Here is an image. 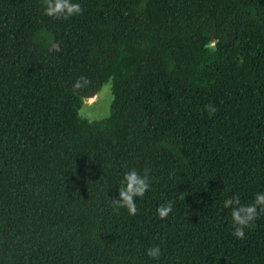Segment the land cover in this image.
<instances>
[{"label": "trees", "instance_id": "obj_1", "mask_svg": "<svg viewBox=\"0 0 264 264\" xmlns=\"http://www.w3.org/2000/svg\"><path fill=\"white\" fill-rule=\"evenodd\" d=\"M72 2L0 0V264H264V214L238 239L223 207L264 193V0Z\"/></svg>", "mask_w": 264, "mask_h": 264}, {"label": "clouds", "instance_id": "obj_2", "mask_svg": "<svg viewBox=\"0 0 264 264\" xmlns=\"http://www.w3.org/2000/svg\"><path fill=\"white\" fill-rule=\"evenodd\" d=\"M43 2L45 14L56 19H68L83 12L80 4L73 3L72 0H43ZM205 109L210 110V115L215 112L210 105H206ZM147 173L148 170H145V174L141 175L136 169L124 173L123 182L119 187V197L112 199L114 211L119 212V209L126 208L130 215L137 214L136 198H143L151 186ZM223 207L230 209L234 225L233 235L238 239H243L245 228L250 229L259 215L264 214V193H256L252 204H242L239 196L229 197L224 201ZM172 210L173 203L166 202L157 207L156 213L159 218L166 219ZM161 254L158 245L147 249V255L152 259H159Z\"/></svg>", "mask_w": 264, "mask_h": 264}, {"label": "rangeland", "instance_id": "obj_3", "mask_svg": "<svg viewBox=\"0 0 264 264\" xmlns=\"http://www.w3.org/2000/svg\"><path fill=\"white\" fill-rule=\"evenodd\" d=\"M112 80L106 83L93 97L85 98L81 115L91 121H102L110 116L113 101Z\"/></svg>", "mask_w": 264, "mask_h": 264}]
</instances>
